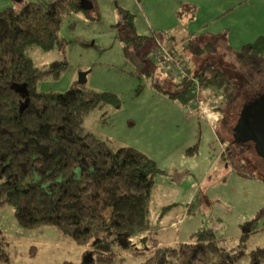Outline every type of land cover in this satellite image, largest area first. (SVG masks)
<instances>
[{
    "label": "trees",
    "instance_id": "trees-1",
    "mask_svg": "<svg viewBox=\"0 0 264 264\" xmlns=\"http://www.w3.org/2000/svg\"><path fill=\"white\" fill-rule=\"evenodd\" d=\"M81 2L52 0L45 7L22 0L19 7L0 9V209L13 207L17 222L25 229L55 227L77 245L92 248L95 264H101L113 261L115 248L130 250V237L152 229V192L161 170L139 149L114 148L110 140L85 131L84 119L91 110L103 105L121 107L116 93L81 86L65 92L38 88L41 80L59 77L68 63L66 59L57 60L42 68L28 51L36 46L44 51L59 48L65 52L68 42L60 35L63 19L79 12L93 20L99 18L92 16L97 12L95 6L87 10ZM188 7L195 10L194 6ZM127 25L135 37L125 39L124 54L133 57L147 37L137 35L131 21ZM180 42L190 57H232L234 66L230 71L238 76L215 58L194 69L191 59L164 43L186 61L187 74L173 78L156 73L152 77L154 88L190 108L200 87V96L223 114L217 128L219 138L224 144L229 141L226 134H232L228 152L233 159L240 156L237 158L243 166L251 145L235 142L233 133L246 115L245 107L264 101V36L239 50L233 49L221 34L205 41L192 35ZM158 66L167 72L162 64ZM252 163L256 170L241 169L237 173L264 180V156L257 153ZM261 211L239 224L241 245L227 247V238L218 237L213 226L202 224L187 243L154 245L142 264H235L246 254L243 247L250 235L260 230ZM4 242L0 230V261L10 264ZM235 249L237 253H232ZM249 255L252 264L264 261V246H257Z\"/></svg>",
    "mask_w": 264,
    "mask_h": 264
},
{
    "label": "rangeland",
    "instance_id": "rangeland-1",
    "mask_svg": "<svg viewBox=\"0 0 264 264\" xmlns=\"http://www.w3.org/2000/svg\"><path fill=\"white\" fill-rule=\"evenodd\" d=\"M27 1L48 7L52 0ZM90 1L97 11L92 16L99 15V18L93 20L79 12L66 16L62 21L60 35L68 42L65 52L59 48L44 51L36 46L28 51L35 64L42 68L57 60L66 59L68 63L59 77L41 80L38 88L41 91L65 92L73 86H81L85 90L116 93L121 99V107L103 105L94 108L84 119L85 131L110 140L114 148H119L118 145L135 147L152 159L166 158L164 156L176 149L173 155L167 157L180 169L171 172L175 174L171 177L162 173L156 175V182L162 184L160 190L164 193L167 186L174 184L186 194L190 187L194 194L188 219L198 223L194 228L202 224L213 226L218 237L227 238V247H236L238 243L241 245L239 237L242 229L239 224L256 217L263 210L258 218L260 230L250 235L243 247L246 254L235 263L252 264L249 253L257 246H264V228H261L264 227V180L237 173L241 169L256 170L252 160L257 154L254 148L257 139L247 132L251 121L247 118L245 124L252 151L242 158V166L237 158L240 156L233 159L227 149L232 134H226L229 141L224 143L223 151L217 129L199 111L188 108L190 111L186 112L187 108L180 103H176L175 107L169 97L154 88L152 77L156 73L169 75V71H162L158 66L162 62L153 59V53L158 42L169 43L180 50L186 59H191L194 69L215 58L220 66L230 71L234 66L232 57L215 54L190 57L181 49L180 40L194 35L205 41L221 34L233 49L239 50L243 45L264 36V0ZM189 5L194 6L195 10L192 11ZM8 6L19 7L20 3L0 0V9ZM130 21L137 35L147 37L133 57L124 54L125 39L135 37L127 25ZM86 70L91 72L87 82L82 84L79 76ZM230 72L238 76L236 72ZM85 97L89 95L85 94ZM201 99L205 100L203 97ZM218 126L220 128V121ZM261 145L264 147V143ZM181 150L185 152L184 155L182 153L183 157L178 153ZM188 150L193 151L188 153ZM181 226H184V231L186 225ZM40 228H51L63 234L55 227ZM0 230L5 239L3 249L9 255L10 264H60L54 252L48 253L47 249L40 251L38 247L37 255L32 256L30 251L36 244L13 242L16 239L38 240L44 237L37 231L39 229L21 227L13 207L0 209ZM237 251L235 249L232 253ZM128 258L132 262L134 258L138 259V264L144 259L141 253ZM0 264L7 263L0 261Z\"/></svg>",
    "mask_w": 264,
    "mask_h": 264
},
{
    "label": "crops",
    "instance_id": "crops-1",
    "mask_svg": "<svg viewBox=\"0 0 264 264\" xmlns=\"http://www.w3.org/2000/svg\"><path fill=\"white\" fill-rule=\"evenodd\" d=\"M172 103L175 106L176 103L178 102L172 101ZM190 109L192 110V108ZM188 111L190 110L187 108L186 112ZM118 146H123V145H118ZM175 151L176 149L170 151L166 156H164L166 158H160V159L155 158L156 160L154 159L157 162V164L159 163L158 166H162V168H160L161 170L160 173H162L163 175L171 177L175 175L174 173L171 174V172L180 169L178 165H176L169 159L170 157L169 155ZM182 151L183 150L178 152L180 157H183V155L185 154V152ZM160 186H162V184L156 182V177H155V186L152 192V201H151L153 227L150 231L143 233L144 234L143 236L148 237L147 240L148 249L134 250L133 247H131L130 250L129 249L122 250L121 248H115L116 255L113 261L104 260L101 264H138L139 262L138 259L134 258L133 259L134 262H132V260L129 261V258L126 259V257H132L139 253H141V255L144 258L143 260L141 259L142 261L140 262V264H142L143 261L148 256L149 252L154 250L153 249L155 248L154 245H158V247H162V246L176 245L179 243L189 242L188 240L190 234L197 229L194 228V226L198 225V223L190 222V219H188L189 212H191V208L189 205H191V202L193 200V194H194L193 191L189 187L187 193L185 194L184 190L181 187L172 184L166 187V192L162 193V191L160 190ZM186 212H188L187 216H186ZM181 225H186L185 226L186 229L184 231H182V228L184 226ZM43 227H50V226H43ZM36 229H39L37 231H40L43 234L44 237L42 239H38V240L16 239L13 240V242L16 244L17 243L36 244L37 246H34V248H32L30 251L31 254H33L32 256L37 255L38 247H40V251L47 249L48 253L54 252L55 254H57L58 261L60 264H63L64 261H71L76 264H88V263L95 264V253L92 248L77 245L66 235L59 234V232H55L54 230H51V228L41 229L39 227ZM262 263L264 262L263 261L257 262V264H262Z\"/></svg>",
    "mask_w": 264,
    "mask_h": 264
},
{
    "label": "built area",
    "instance_id": "built-area-1",
    "mask_svg": "<svg viewBox=\"0 0 264 264\" xmlns=\"http://www.w3.org/2000/svg\"><path fill=\"white\" fill-rule=\"evenodd\" d=\"M153 58L155 60H158L162 62V66L169 71V75L173 78H179L181 76H184L187 74V64L184 59L181 57L173 54L169 48L164 44L158 42L155 51L153 53ZM166 66V67H165ZM197 83V81L195 80ZM197 97L194 100L193 104L190 108H192L193 111H199L210 123V125L217 129L218 123L220 119L223 117L221 114L219 108L216 106H211L209 103H207L205 100L201 99L200 96V87H197ZM223 151H224V144H223ZM144 234H141L139 236L130 237L129 242L134 250H141L142 245L139 242V239Z\"/></svg>",
    "mask_w": 264,
    "mask_h": 264
},
{
    "label": "flooded vegetation",
    "instance_id": "flooded-vegetation-1",
    "mask_svg": "<svg viewBox=\"0 0 264 264\" xmlns=\"http://www.w3.org/2000/svg\"><path fill=\"white\" fill-rule=\"evenodd\" d=\"M261 101L262 100L260 99L255 101L254 103H249V107H245L244 112L250 117L251 121L247 132H249V135L252 138L257 139L256 144H254V148L256 149L258 154L264 156V147L261 145L262 143H264V101L262 103ZM246 124L243 126L239 125V129H241L243 132H246ZM238 143L250 145V137H248L244 142Z\"/></svg>",
    "mask_w": 264,
    "mask_h": 264
},
{
    "label": "water",
    "instance_id": "water-1",
    "mask_svg": "<svg viewBox=\"0 0 264 264\" xmlns=\"http://www.w3.org/2000/svg\"><path fill=\"white\" fill-rule=\"evenodd\" d=\"M15 1L21 2L22 0H15ZM81 4L87 10H89L93 7V3L91 1H88V0H82ZM90 72H91V70H86V71L81 72L80 76H79V82L82 84L86 83L87 82V76ZM248 107L249 106H246V108H248ZM247 118H248V120L250 119V117L246 114L243 118L242 123L239 125H242V126L245 125ZM239 125H237V127L235 128L234 133H233L234 141L237 143L238 142H244L248 138V134L245 131L243 132L241 129H239V127H240ZM147 240H148L147 236H142L139 239V242L142 245L141 249H144V250L148 249Z\"/></svg>",
    "mask_w": 264,
    "mask_h": 264
}]
</instances>
